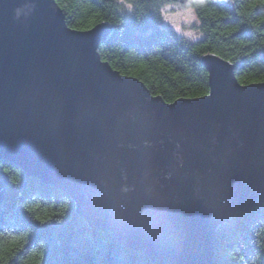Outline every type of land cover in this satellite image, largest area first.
Here are the masks:
<instances>
[{
	"label": "water",
	"instance_id": "95a60500",
	"mask_svg": "<svg viewBox=\"0 0 264 264\" xmlns=\"http://www.w3.org/2000/svg\"><path fill=\"white\" fill-rule=\"evenodd\" d=\"M110 32L71 28L56 0H0V162L154 264H214L218 228L264 205V82L209 53V93L167 102L102 59Z\"/></svg>",
	"mask_w": 264,
	"mask_h": 264
},
{
	"label": "trees",
	"instance_id": "16d2710c",
	"mask_svg": "<svg viewBox=\"0 0 264 264\" xmlns=\"http://www.w3.org/2000/svg\"><path fill=\"white\" fill-rule=\"evenodd\" d=\"M56 1L73 29L109 24L102 59L167 102L209 93L201 62L209 53L233 63L240 83L264 82V0ZM169 7L187 14L177 21ZM0 179V264H154L90 226L67 193L19 166L0 162ZM215 245L214 264H264V205L223 223Z\"/></svg>",
	"mask_w": 264,
	"mask_h": 264
},
{
	"label": "rangeland",
	"instance_id": "374dc122",
	"mask_svg": "<svg viewBox=\"0 0 264 264\" xmlns=\"http://www.w3.org/2000/svg\"><path fill=\"white\" fill-rule=\"evenodd\" d=\"M178 8V7H177ZM179 10L176 11L175 9H173L172 7H169L168 10L172 13L173 18H175L177 21L181 20L182 18H184V14H187V12H184L183 9L178 8ZM174 24H176V21L174 22ZM177 30H179L180 32H182L183 30L181 28L177 27ZM185 32H187L186 30H184ZM183 31V32H184Z\"/></svg>",
	"mask_w": 264,
	"mask_h": 264
},
{
	"label": "bare ground",
	"instance_id": "6f19581e",
	"mask_svg": "<svg viewBox=\"0 0 264 264\" xmlns=\"http://www.w3.org/2000/svg\"><path fill=\"white\" fill-rule=\"evenodd\" d=\"M2 162V161H1ZM21 168V167H20ZM22 169V168H21ZM23 170V169H22ZM24 171V170H23ZM24 173H25V171H24ZM27 175V174H26ZM28 176V175H27ZM3 182V181H2Z\"/></svg>",
	"mask_w": 264,
	"mask_h": 264
},
{
	"label": "clouds",
	"instance_id": "9594fccd",
	"mask_svg": "<svg viewBox=\"0 0 264 264\" xmlns=\"http://www.w3.org/2000/svg\"><path fill=\"white\" fill-rule=\"evenodd\" d=\"M129 7H131V5H129Z\"/></svg>",
	"mask_w": 264,
	"mask_h": 264
}]
</instances>
